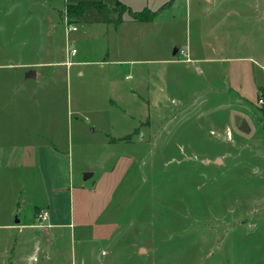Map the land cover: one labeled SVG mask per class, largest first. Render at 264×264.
Segmentation results:
<instances>
[{
  "label": "rangeland",
  "instance_id": "1",
  "mask_svg": "<svg viewBox=\"0 0 264 264\" xmlns=\"http://www.w3.org/2000/svg\"><path fill=\"white\" fill-rule=\"evenodd\" d=\"M27 1L13 10L14 35H31L23 54L34 46V35L54 34L47 47L51 58H61L63 22L72 21L82 5L67 7L63 18L72 0ZM219 5L217 14L207 16L201 0H192L188 24L253 20L251 48L234 41L235 58L222 63L223 89L221 82L219 91L217 82L207 84L211 88L200 92V103L180 112L172 104L167 111L146 110L128 96L120 99L125 106L109 112L101 84L116 73L112 67L87 65L81 78L74 68L67 78L60 66L59 74L34 86H19L13 69L0 67V264H8V240L14 239L2 226L10 208L15 207L14 220L29 224L33 213H41L34 206L45 203L43 157L33 151L43 143L70 160L54 207L59 221L69 225L47 228L51 243L36 229L39 247L49 255L46 264H264V114L256 103L264 97V0H219ZM3 8L0 65H7L16 55L8 57ZM176 13L168 22L178 40L185 19ZM86 15L94 20L90 10ZM250 28L239 26V34ZM81 30L89 31L78 42L82 49L102 40L101 25L80 24L67 47L75 46ZM134 80H125V86ZM168 90L177 94L170 85ZM124 134L128 141H109ZM215 155L227 157L213 163ZM90 164L93 175L84 179ZM32 242L15 247L20 264L34 250ZM30 256L41 263L35 250Z\"/></svg>",
  "mask_w": 264,
  "mask_h": 264
},
{
  "label": "crops",
  "instance_id": "2",
  "mask_svg": "<svg viewBox=\"0 0 264 264\" xmlns=\"http://www.w3.org/2000/svg\"><path fill=\"white\" fill-rule=\"evenodd\" d=\"M5 1L8 6L5 3H0V10L4 7L3 19L6 26L8 24L6 35L7 47L9 46L7 49L8 57L10 59L15 54L18 58L16 59L13 55L14 60H11L7 65H0V67L7 66L6 68L13 69L11 74L15 75V78L20 81L19 86L26 84L34 86L37 83H43L45 78H53L56 73L59 74L60 70H62L58 68L60 66L65 67L64 74H66L67 78L69 71L74 68L76 69V76L81 78L86 74L85 67L87 65H96L102 70H108L112 67L116 73L112 76L107 75L103 78L101 84L102 89L107 94L104 106L109 112L125 106L120 102L123 96L134 99L146 110L151 106L153 108L157 107L161 111H167L171 110L170 104H172L178 108L176 112H180L189 106H193L195 102L196 104L200 103V100L197 99L200 92L211 88V86L207 88V84L217 82L219 91L221 82V89H223L226 75H224V69H221L222 63L223 59L230 58V55L235 58L234 54L237 50L232 45L234 41H240L246 48H251L249 41L254 35L252 29L253 20L221 23L201 20L198 24L189 25L192 0H72V2L65 5L64 11L61 12L62 15L66 14V9L69 5H84L85 2L91 4L84 5V7L79 6L78 11L74 13L76 16L72 18L73 20L63 22V34H65L64 52L61 58L55 60L51 58L53 50L47 47L48 44L46 42L54 34L34 35L33 37H38L35 40V44L38 45L34 44L32 48L26 49L25 54H23L22 44L25 47L27 45L26 41L31 39V35H14L15 21L13 20V10L24 8V1L27 0ZM92 3H96L100 7ZM201 3L202 9L207 16H209L210 11L217 14L218 8H220L219 0H201ZM177 8L180 9L178 10ZM88 10L94 15V20H91L86 15ZM180 11L185 19V25L180 30L179 39L175 40L176 36L171 29L174 26H170L172 22L170 23L168 20H174L175 16H172V14L174 12L179 14ZM133 12H143L149 18L145 21H138L132 17L131 14ZM206 17L203 16L201 18L204 19ZM63 18H66V15ZM24 19L26 17L23 20L20 18L22 25L26 22ZM209 20L212 19L210 18ZM258 23L263 24V20H258ZM80 24H82V28L85 26L89 27L92 24L101 25L102 40L95 43L94 46L82 49L78 42L81 41L82 36L88 35L89 31L81 30L79 32L80 35L76 37V47H67V39L70 33L77 32ZM248 24L251 25V30H241L242 34H239V26H247ZM70 25L75 26V29L69 30ZM239 35H241V40H238ZM16 41L19 42L17 49L14 48ZM11 42L12 45H10ZM72 49H76V51L73 53ZM17 69L20 70L16 71ZM20 71H22L21 76L19 75ZM181 72L188 74L192 82L197 80V84L187 83L180 76L179 73ZM132 78H135L132 84L125 86V80ZM169 85L176 89V95H173V92L171 93L168 90ZM261 88L264 89L262 86ZM172 111H175V109ZM254 123L257 124L258 128L261 127L260 122L256 118ZM45 131L46 129L42 128L41 132ZM112 139L118 138L111 137L109 141L112 142ZM33 151H35L36 155L40 153L39 159L43 157V160H40L39 168L43 174L42 168L43 166L45 167L47 180H44V182L48 183V187L44 188L46 192L45 203L42 207L35 205L34 209L41 212L39 215L45 212L47 218L45 221H40L39 215L33 213L32 221L29 224L22 223L20 217L14 220L15 207L12 206L10 208L8 214L10 218L2 224L6 232L11 233L10 235L14 237V239L10 238L8 240L10 242L8 264H20L19 260L23 261L22 258L20 259L18 249L15 251V247L20 248L19 246L27 241H34L32 245L36 254H40V264H46L49 260V255L46 256L45 254L46 248L39 247L41 241L37 239L38 232H36V229L41 228L45 235L44 239L49 242L53 237L47 228L54 229L69 225L66 221H59V216L54 211V207L58 203L57 190L64 188L63 183L67 175L66 167L70 165L69 157L47 143L37 144ZM215 156L212 159L213 163H216V159H220L221 163H224L227 157L225 155ZM31 229L35 230L31 231ZM30 255L24 260L25 264H37L36 262L38 261Z\"/></svg>",
  "mask_w": 264,
  "mask_h": 264
},
{
  "label": "trees",
  "instance_id": "3",
  "mask_svg": "<svg viewBox=\"0 0 264 264\" xmlns=\"http://www.w3.org/2000/svg\"><path fill=\"white\" fill-rule=\"evenodd\" d=\"M172 1V0H171ZM88 4H91V3H88V2H85L84 5H88ZM93 5L95 6H98L100 7L98 4L96 3H92ZM84 5H82L84 7ZM71 6V5H69ZM69 8V7H68ZM145 13H136V12H133L131 15L132 17H134V19L138 20V21H145V20H148L149 17H147L146 15H144ZM153 14V13H152ZM152 16V15H151ZM129 139H127L125 136L123 137H119L118 139H112L111 141L112 142H115L117 143L118 141H128Z\"/></svg>",
  "mask_w": 264,
  "mask_h": 264
},
{
  "label": "built area",
  "instance_id": "4",
  "mask_svg": "<svg viewBox=\"0 0 264 264\" xmlns=\"http://www.w3.org/2000/svg\"><path fill=\"white\" fill-rule=\"evenodd\" d=\"M70 29H75V26H69V30ZM76 51V49H72V52L74 53ZM183 52V51H182ZM257 104L260 106V108L263 109V114H264V97L260 96L257 98ZM40 218V221H45V219L47 218L45 212L41 215L38 216Z\"/></svg>",
  "mask_w": 264,
  "mask_h": 264
},
{
  "label": "water",
  "instance_id": "5",
  "mask_svg": "<svg viewBox=\"0 0 264 264\" xmlns=\"http://www.w3.org/2000/svg\"><path fill=\"white\" fill-rule=\"evenodd\" d=\"M216 162L219 163L220 162V159H216ZM93 168H94V165L90 164L89 165V168H88V171L87 172H84V174H83V178L84 179H87V178H89V176L92 175V173H93V170L92 169Z\"/></svg>",
  "mask_w": 264,
  "mask_h": 264
}]
</instances>
